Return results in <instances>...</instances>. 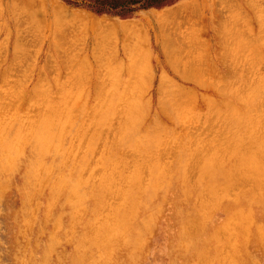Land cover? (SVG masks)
<instances>
[{"label":"rangeland","instance_id":"rangeland-1","mask_svg":"<svg viewBox=\"0 0 264 264\" xmlns=\"http://www.w3.org/2000/svg\"><path fill=\"white\" fill-rule=\"evenodd\" d=\"M0 48V264H264V0H0Z\"/></svg>","mask_w":264,"mask_h":264},{"label":"bare ground","instance_id":"bare-ground-1","mask_svg":"<svg viewBox=\"0 0 264 264\" xmlns=\"http://www.w3.org/2000/svg\"><path fill=\"white\" fill-rule=\"evenodd\" d=\"M59 8H60V7H59ZM55 9L57 10L58 7L55 8ZM56 13H57V12H56ZM54 15H55V14H54ZM31 22H32V21H31ZM35 22H36V21H35ZM125 22H126V21H125ZM29 23H30V22H29ZM123 23H124V22H123ZM20 24H22V23H20ZM34 24H35V23H34ZM125 25H126V23H125ZM40 26H41V25H40ZM117 26H118V25H117ZM121 26H122V25H121ZM123 26H124V25H123ZM31 27H33V26H31ZM18 28H19V27H18ZM122 28H123V27H121V29H122ZM31 29H32V28H31ZM34 29H35V28H34ZM40 29H41V28H40ZM134 30H135V29H134ZM18 31H19V29H18ZM27 31H28V28H27ZM138 32H139V31H138ZM56 33H57V32H56ZM20 34H21V32H20ZM53 36H54V35H53ZM61 36H62V35H61ZM54 38H55V36H54ZM17 40H18V39H17ZM23 40H24V38H23ZM54 40H56V39H54ZM19 41H20V40H19ZM56 41H57V40H56ZM65 44H66V43H65ZM2 45H4V44H2ZM66 46H68V45L66 44ZM67 48H68V47H67ZM1 49H2V48H0V50H1ZM3 49H4V48H3ZM58 49H59V48H58ZM4 50H5V49H4ZM21 50H22V49H21ZM54 51H56V50H54ZM58 51H59V50H58ZM18 52H19V49H18ZM18 52H16V53H18ZM22 52H23V51H22ZM11 53H12V52H11ZM55 53H56V52H55ZM4 54H5V53H4ZM12 54H15V53H12ZM57 54H58V52H57ZM59 54H60V53H59ZM29 55H30V54H29ZM69 55H70V54H69ZM14 56H15V55H14ZM24 56H25V55H24ZM65 56H66V54H65ZM61 57H62V56H61ZM68 57H69V56H68ZM70 57H71V55H70ZM70 57H69V58H70ZM25 58H26V57H25ZM25 58H24V59H25ZM65 58H67V57H65ZM69 58H68V59H69ZM21 59H22V58H21ZM58 59H59V58H58ZM15 60H16V58H15ZM17 60H18V59H17ZM22 60H23V59H22ZM25 60H26V59H25ZM28 60H29V59H28ZM16 62H19V61H16ZM22 62H23V61H22ZM66 62L69 63L68 61H66ZM26 63H27V62H26ZM71 63H72V62H71ZM27 64H28V63H27ZM194 64H195V63H194ZM196 64H197V63H196ZM196 64H195V65H196ZM255 64H256V63H255ZM28 65H29V64H28ZM263 65H264V64H263ZM12 66H13V65H12ZM23 66H24V64H23ZM29 66H30V65H29ZM197 66H198V65H197ZM17 67H18V66H17ZM30 67H31V66H30ZM30 67H29V68H30ZM14 68H15V67H14ZM22 68H23V67H22ZM22 68H20V69H22ZM195 68H196V67H195ZM197 68H198V67H197ZM248 68H249V67H248ZM15 69H16V68H15ZM193 70H194V69H193ZM23 71H24V70H23ZM76 71H77V70H76ZM197 71H198V70H197ZM197 71H196V72H197ZM24 72H25V71H24ZM196 72H195V74H196ZM25 73H26V72H25ZM25 73H24V75H25ZM190 73H191V71H190ZM19 74H20V73H19ZM193 74H194V73H193ZM27 76H28V75H27ZM75 76H76V75H75ZM79 76H80V75H79ZM20 77H21V76H20ZM38 77H39V76H38ZM70 77H71V76H70ZM77 77H78V76H77ZM20 79H21V78H20ZM54 79H55V78H54ZM80 79H81V78H80ZM263 79H264V78H263ZM21 80H22V79H21ZM253 80H254V79H253ZM115 82H116V80H115ZM245 82H246V81H245ZM114 84H115V83H114ZM138 84H139V83H138ZM232 84H233V83H232ZM21 86H22V85H21ZM126 86H127V85H126ZM232 86H233V85H232ZM12 88H13V87H12ZM123 88H124V87H123ZM137 88H138V87H137ZM217 88H218V87H217ZM245 88H246V87H245ZM43 89H44V87H43ZM133 89H134V88H133ZM243 89H244V88H243ZM103 90H105V89H103ZM131 90H132V89H131ZM138 90H139V88H138ZM57 91H58V90H57ZM61 91H62V90H61ZM103 92H104V91H103ZM127 92H128V91H127ZM243 92H244V90H243ZM7 93H8V92H7ZM16 93H17V92H16ZM77 93H78V89H77ZM123 93H124V92H123ZM130 93H131V92H130ZM135 93H136V91H135ZM9 94H10V93H9ZM13 94H14V93H13ZM36 94H37V93H36ZM70 94H71V93H70ZM121 94H122V93H121ZM237 94H238V93H237ZM240 94H241V93H240ZM16 95H17V94H16ZM19 95H20V94H19ZM19 95H17V96L20 98ZM32 95H33V94H32ZM37 95H38V94H37ZM126 95H128V94L126 93ZM185 95H186V93H185ZM14 96H15V95H14ZM22 96H23V95H22ZM76 96H77V94H76ZM191 96H192V95H191ZM242 96H243V95H242ZM4 97H5V96H4ZM15 97H16V96H15ZM44 97H45V96H44ZM44 97H43V98H44ZM98 97H99V96H98ZM106 97H107V95H106ZM128 97H129V95H128ZM243 97H244V96H243ZM253 97H255V96H253ZM76 98H77V97H76ZM107 98H108V97H107ZM183 98H184V97H183ZM193 98H194V97H193ZM55 99H56V98H55ZM70 99H71V98H70ZM134 99H135V98H134ZM244 99H245V97H244ZM17 100H18V99H17ZM96 100H97V99H96ZM101 100H102V99H101ZM120 100H121V99H120ZM99 101H100V100H99ZM124 101H125V100H124ZM12 102H14V101H12ZM48 102H49V101H48ZM65 102H67V101H65ZM100 102H101V101H100ZM105 102H106V101H105ZM122 102H123V101H122ZM126 102H127V101H126ZM98 103H99V102H98ZM257 103H258V101H257ZM49 104H50V103H49ZM70 104H71V103H70ZM123 104H124V103H123ZM126 104H127V103H126ZM206 104H207V103H206ZM71 105H72V104H71ZM71 105H70V106H71ZM103 105H104V103H103ZM183 105H184V104H183ZM70 106H69V107H70ZM122 106H123V105H122ZM210 106H211V105H210ZM229 106H230V105H229ZM71 107H72V106H71ZM124 107H125V106H124ZM127 107H128V106H127ZM101 108H102V107H101ZM114 108H115V106H114ZM189 108H190V107H189ZM227 108H228V106H227ZM56 109H57V108H56ZM68 109H69V108H68ZM68 109H67V110H68ZM124 109H125V108H124ZM219 109H220V108H219ZM116 110H117V109H116ZM127 110H129V108H128ZM255 110H256V109H255ZM51 111H52V110H51ZM68 111H69V110H68ZM186 111H188V110H186ZM190 111H191V110H190ZM237 111H238V109H237ZM252 111H253V109H252ZM259 111H260V110H259ZM259 111H256V112H257L258 114H260ZM261 111H262V110H261ZM97 112H98V111H97ZM188 112H189V111H188ZM233 112H234V111H233ZM238 112H239V111H238ZM256 112H255V113H256ZM44 113H45V112H44ZM63 113H64V112H63ZM186 113H187V112H186ZM239 113H240V112H239ZM247 113L249 114V112H247ZM117 114H118V113H117ZM245 114H246V113H245ZM258 114H257V115H258ZM42 115H43V113H42ZM50 115H51V114H50ZM94 115H95V114H94ZM122 115H123V114H122ZM127 115H128V114H127ZM246 115H247V114H246ZM246 115H245V116H246ZM249 115H250V114H249ZM257 115H256V116H257ZM61 116H62V115H61ZM96 116H97V115H96ZM115 116H117V115H115ZM237 116H238V115H237ZM263 116H264V115H263ZM263 116H262V117H263ZM44 117H45V116H44ZM93 117H94V116H93ZM113 117H114V116H113ZM238 117H239V116H238ZM247 117H248V120H249V119H250L249 116H247ZM262 117H261V119H264V118H262ZM114 118H117V117H114ZM114 118H113V119H114ZM239 118H240V117H239ZM245 118H246V117H245ZM89 119H90V118H89ZM119 119H120V118H119ZM123 119H124V118H123ZM241 119H242V118H241ZM251 119H252V118H251ZM253 119H254V118H253ZM253 119H252V121L250 120V124H251V122L254 123ZM256 119H257V118H256ZM59 120H60V119H59ZM66 120H67V119H66ZM108 120H109V119H108ZM110 120H111V119H110ZM193 120H194V119H193ZM34 121H35V120H34ZM37 121H38V120H37ZM258 121H259V120H258ZM66 122H67V121H66ZM93 122H94V121H93ZM227 122H228V121H227ZM51 123H52V122H51ZM190 123H191V122H190ZM190 123H189V124H190ZM253 123H252V125H254L256 122H255L254 124H253ZM257 123H259V125L261 126V127H260L261 129L264 128V125H263L264 122H263V124H260L261 122H257ZM116 124H117V123H116ZM179 124H180V123H179ZM189 124H188V125H189ZM239 124H241V121H240ZM7 125H8V123H7ZM65 125H66V124H65ZM92 125H93V124H92ZM229 125H230V124H229ZM229 125H228V126H229ZM247 125H248V124H247ZM255 125H256V124H255ZM259 125H258V126H259ZM89 126H90V125H89ZM116 126H117V125H116ZM116 126H115V127H116ZM225 126H226V125H225ZM262 126H263V127H262ZM21 127H22V126H21ZM92 127H93V126H92ZM209 127H211V126L209 125ZM98 128H99V127H98ZM185 128H186V126H185ZM211 128H212V127H211ZM246 128H247V127H246ZM62 129H63V128H62ZM105 129H106V128H105ZM116 129L118 130L117 127H116ZM186 129H187V128H186ZM239 129H240V128H239ZM261 129H260V131H261ZM56 130H57V129H56ZM66 130H67V129H66ZM77 130H78V129H77ZM97 130H98V129H97ZM114 130H115V129H114ZM126 130H127V129H126ZM188 130H189V129H188ZM213 130H214V129H213ZM63 131H64V130H63ZM121 131H123V130H121ZM169 131H170V130H169ZM185 131H186V130H185ZM185 131H184V132H185ZM209 131H210V130H209ZM258 131H259V128H258ZM31 132H32V131H31ZM77 132H78V131H77ZM79 132H80V131H79ZM97 132H98V131H97ZM103 132H104V131H103ZM184 132H183V133H184ZM189 132H190V131H189ZM189 132H188V133H189ZM225 132H226V131H225ZM245 132H248V130L245 131ZM86 133H87V132H86ZM186 133H187V132H186ZM190 133H191V132H190ZM210 133H211V132H210ZM210 133H208V134H210ZM223 133H224V132H223ZM251 133H252V132H251ZM257 133H258V132H257ZM101 134H102V131H101ZM108 134H110V133H108ZM253 134H254V133H253ZM253 134H252V135H253ZM261 134H262V135H261ZM261 134L258 133V136L260 135V136H261L260 140H263V138H264V134H263V132H262ZM43 135H44V132H42V133L40 134L41 137H42ZM76 135H77V134H76ZM80 135H81V134H80ZM87 135H88V134H87ZM95 135H96V134H95ZM103 135H104V134H103ZM116 135H117V134H116ZM185 135H186V134H185ZM189 135H190V134H189ZM239 135H240V134H239ZM245 135H246V133H245ZM38 136H39V135H38ZM106 136H107V135H106ZM170 136H171V135H170ZM178 136H180V135H178ZM178 136H177V137H178ZM190 136H191V135H190ZM192 136H193V135H192ZM195 136H196V135H195ZM262 136H263V138H262ZM207 137H208V136H207ZM243 137H244V136H243ZM70 138H71V137H70ZM100 138H101V137H100ZM167 138H168V137H167ZM191 138H193V137H191ZM196 138H197V137H196ZM203 138H204V137H203ZM209 138H212V137H209ZM253 138H254V137H253ZM257 138H258V137H257ZM257 138H255V139H257ZM19 139H21V138H19ZM40 139H41V138H40ZM60 139H61V137H60ZM212 139H213V138H212ZM218 139H219V138H218ZM227 139H229V137H228ZM241 139H242V138H241ZM251 139H252V138L250 137V140H251ZM258 139H259V138H258ZM258 139H257V141H260V140H258ZM101 140H102V139H101ZM104 140H105V139H104ZM199 140H200V139H199ZM210 140H211V139H210ZM214 140H215V139H214ZM216 140H217V139H216ZM219 140H220V139H219ZM219 140H218V142H219ZM243 140H244V138H243ZM252 140H253V139H252ZM25 141H26V140H25ZM113 141H114V140H113ZM113 141H112V142H113ZM165 141H166V140H165ZM203 141H204V140H203ZM231 141H232V140H231ZM238 141H239V140H238ZM254 141H255V140H254ZM22 142H23V141H22ZM100 142H101V141H100ZM108 142H110V141L108 140ZM136 142H137V141H136ZM166 142H167V141H166ZM191 142H192V140H191ZM208 142H209V141H208ZM221 142H222V141H221ZM260 142H263V143H264V140H263V141H260ZM60 143H61V142H60ZM81 143H82V142H80V145L82 146ZM161 143H163V142H161ZM175 143H176V142H175ZM203 143H204V142H203ZM215 143H217V142H215ZM223 143H224V142H223ZM230 143H231V142H230ZM246 143H247V142H246ZM250 143H251V142H250ZM253 143L255 144V142H253ZM23 144H24V143H23ZM50 144H51V143H50ZM74 144H75V143H74ZM107 144H108V143H107ZM206 144H207V143H206ZM231 144H233V143H231ZM241 144H242V143H241ZM243 144H244V142H243ZM258 144H259V142H258ZM162 145H163V144H162ZM246 145H247V144H246ZM18 146H19V145H18ZM50 146H51V145H50ZM83 146H84V145H83ZM174 146H175V144H174ZM198 146H199V145H198ZM200 146H201V144H200ZM242 146H243V145H242ZM249 146H250V145H249ZM251 146H252V145H251ZM7 147H8V145H7ZM72 147H73V144H72ZM99 147H100V146H99ZM137 147H138V146H137ZM163 147H164V146H163ZM234 147H235V144H234ZM239 147H240V146H239ZM252 147H253V146H252ZM262 147H263V149H261V150L264 151V146H262ZM20 148H21V147H20ZM95 148H96V147H95ZM205 148H206V147H205ZM209 148H210V146H209ZM226 148H227V146H226ZM226 148H225V146H224L223 149H226ZM253 148H255V146H254ZM253 148H248V150H247V152H248V151H250L249 149H251L252 154L249 153V154H251L250 156H253V153H256V150H254ZM260 148H261V145H260ZM72 149H73V148H72ZM80 149H81V148H80ZM97 149H98V148H97ZM173 149H175V147H174ZM197 149H198V148H197ZM221 149H222V148H221ZM246 149H247V148H246ZM252 149H253L255 152L252 151ZM255 149H257V146H256ZM258 149H259V148H258ZM18 150H19V148H18ZM67 150H68V148H67ZM90 150H91V149H90ZM107 150H108V148H107ZM167 150H168V149H166V152H167ZM204 150H206V149H204ZM241 150H243L242 153H240ZM58 151H59V150H58ZM58 151H57V152H58ZM79 151H80V150H79ZM99 151H100V148H99ZM170 151H171V150H170ZM209 151H210V149H209ZM212 151H213V150H212ZM240 151L237 152V153H240L241 155H244V154L246 153V152L243 153V152L245 151V147H244V148H243V147L240 148ZM82 152H84V150H83ZM93 152H94V151H93ZM205 152H206V151H205ZM226 152H227V151H226ZM230 152H232V151L229 150V153H230ZM257 152H258V150H257ZM76 153H77V152H76ZM175 153H176V152H175ZM199 153H200V152H199ZM216 153H217V152H216ZM232 153H233V152H232ZM237 153H236V154H237ZM260 153H261V151H260V149H259V154H260ZM103 154H104V153H103ZM134 154H135V153H134ZM164 154H166V153H164ZM172 154H173V153H172ZM214 154H215V153H214ZM263 154H264V153H262V155H263ZM64 155H65V154H64ZM191 155H192V154H191ZM205 155H206V154H205ZM223 155H225V154H223ZM234 155H235V153H234ZM237 155H238V154H237ZM262 155H260V157L263 158V159H262V161H263V160H264V155H263V156H262ZM67 156H68V155H67ZM105 156H106V155H105ZM134 156H135V155H134ZM134 156H132V157H134ZM142 156H143V155H142ZM160 156H161V155H160ZM170 156H172V155H170ZM227 156H228V154H227ZM255 156H257V157H256V158H257L256 160H259V159H260V157H259V159H258V154H257V153L255 154ZM63 157H64V156H63ZM70 157H71V156H70ZM129 157H130V156H129ZM137 157H138V155H137ZM156 157H157V156H156ZM166 157H167V156H166ZM168 157H169V156H168ZM214 157H216V156H214ZM222 157H223V156H222ZM222 157L220 156V159H221ZM246 157H247V156H246ZM66 158H67V157H66ZM225 158H226V157H225ZM227 158H229V157H227ZM236 158H237V157H236ZM243 158H244V157H243ZM253 158H254V157H253ZM117 159H118V157H117ZM117 159H116V160H117ZM191 159H192V158H191ZM216 159H218V158H216ZM239 159H241V158H239ZM248 159L250 160V158H248ZM147 160H148V159H147ZM201 160H202V159H201ZM214 160H215V159H214ZM223 160H224V159H223ZM226 160H227V159H226ZM249 160H247V161L249 162V163H247V166L249 165V167H250V166L252 167V164L255 165V162H257V161L255 160L254 162H251V163H250ZM260 160H261V159H260ZM260 160H259V161H260ZM93 161H94V160H93ZM148 161H149V160H148ZM150 161H151V160H150ZM232 161H233V160H232ZM242 161H243V159H242ZM242 161H241V162H242ZM262 161H261V162H262ZM165 162H166V161H165ZM167 162H168V161H167ZM170 162H171V161H170ZM194 162H195V161H194ZM199 162H200V161H199ZM241 162H239V163H241ZM245 162H246V161H244V165H246ZM98 163H99V162H98ZM190 163H191V161H190ZM222 163H224V162L222 161ZM237 163H238V162H237ZM259 163H260V162H259ZM199 164H201V162H200ZM242 164H243V163H242ZM261 164H262V163H261ZM114 165H115V164H114ZM119 165H120V164H119ZM135 165H137V164H135ZM146 165H147V164H146ZM235 165H236V164H235ZM140 166H141V165H140ZM142 166H143V165H142ZM201 166H202V165H201ZM237 166H238V165H237ZM247 166H246V167H247ZM92 167H93V166H92ZM96 167H97V166H96ZM148 167H149V166H148ZM151 167H152V166H151ZM215 167H216V165H215ZM246 167H244V169H245ZM263 167H264V163L262 164V168H263ZM87 168H88V167H87ZM134 168H136L135 170L138 169L137 167H134ZM157 168H158V167H157ZM70 169H71V168H70ZM115 169H116V168H115ZM127 169H128V168H127ZM149 169H150V168H149ZM151 169H152V168H151ZM241 169H242V168H241ZM244 169H243V170H244ZM259 169H260V168H258V170H259ZM87 170H88V169H87ZM102 170H103V169H102ZM141 170H143V169L141 168ZM141 170L139 171L140 173H142ZM261 170H262V169H261ZM131 171H132V170H131ZM133 171H134V170H133ZM133 171H132V172H133ZM147 171H148V170H147ZM147 171H146V172H147ZM234 171H235V170H234ZM263 171H264V170H263ZM94 172H95V171H94ZM99 172H100V171H99ZM116 172H117V171H116ZM116 172H115V173H116ZM231 172H232V171H231ZM231 172H230V173H231ZM248 172H249V171H248ZM133 173L135 174V171H134ZM187 173H188V172H187ZM38 174H39V172H38ZM48 174H49V173H48ZM104 174H105V173H104ZM134 174H133V175H134ZM143 174L145 175L146 173H143ZM247 174H248V173H247ZM92 175H93V174H92ZM94 175H95V174H94ZM157 175H158V174H157ZM122 176H123V173H122ZM130 176H131V175H130ZM145 176H146V175H145ZM147 176H148V175H147ZM147 176H146V177H147ZM183 176H184V175H183ZM250 176H251V175H250ZM250 176H249V178H250ZM263 176H264V175H263ZM94 177H95V176H94ZM114 177H115V176H113V178H114ZM131 177H135V176H131ZM243 177H244V176H243ZM245 177H246V176H245ZM247 177H248V175H247ZM251 177H252V176H251ZM256 177H257V176H256ZM89 178H92V177H89ZM109 178H110V177H109ZM111 178H112V176H111ZM122 178H123V177H122ZM135 178H136V177H135ZM141 178H142V177H141ZM192 178H193V177H192ZM252 178H253V177H252ZM45 179H46V178H45ZM79 179L81 180V177H79ZM125 179H126V178H125ZM125 179L123 178V180H125ZM241 179H242V178H241ZM250 179H251V178H250ZM259 179H260V178H259ZM114 180H115V179H114ZM116 180H117V178H116ZM118 180H119V179H118ZM123 180H121V181H123ZM144 180H145V179H144ZM246 180H247V179H246ZM96 181H97V180H96ZM135 181H136V180H135ZM140 181H141V179H140ZM79 182H80V181H79ZM115 182H116V181H115ZM143 182H144V181H143ZM240 182H241V181H239V183H240ZM250 182H251V181H250ZM250 182H249V183H250ZM100 183H101V182H100ZM111 183H112V182H111ZM119 183H120V182H119ZM124 183H125V181H124ZM126 183H127V181H126ZM155 183H156V182H155ZM159 183H160V181H159ZM167 183H169V182H167ZM244 183H245V182H244ZM160 184H161V183H160ZM260 184H262L261 179H260ZM151 185H154V184L151 183ZM158 185H159V184H158ZM227 185H228V184H227ZM61 186H62V184H61ZM107 186H110V185L107 184ZM114 186H115V185H114ZM122 186H123V185H122ZM126 186H127V184H126ZM136 186H137V185H136ZM144 186H145V185H144ZM144 186H143V187H144ZM261 186H262V185H261ZM111 187H112V185H111ZM139 187H142V186H139ZM145 187H146V186H145ZM157 187H159V186H157ZM226 187H227V186H226ZM256 187H257V185H256ZM221 188H222V187H221ZM260 188H261V187H260ZM103 189H105V188H103ZM110 189H111V188H110ZM110 189H109V190H110ZM121 189H122V188H121ZM123 189H125L124 186H123ZM139 189H140V188H139ZM203 189H204V188H203ZM216 189H217V188H216ZM218 189H219V188H218ZM223 189H224V188H223ZM236 189H238V188H236ZM106 190H107V189H106ZM113 190H114V189H113ZM232 190H234V189H232ZM202 191H203V190H202ZM218 191H219V190H218ZM101 192H102V191H101ZM103 192H104V191H103ZM109 192H112V191H109ZM125 192H126V191H125ZM141 192H142V191H141ZM214 192H215V191H214ZM256 192H257V191H256ZM104 193H105V192H104ZM123 193H124V192H123ZM123 193H122V194H123ZM126 193H127V192H126ZM129 193H130V192H129ZM137 193H138V192H137ZM227 193H228V192H227ZM108 194H109V193H108ZM113 194H114V193H113ZM117 194H118V193H117ZM104 195H105V194H104ZM119 195H120V197H121V194H119ZM112 196H113V195H112ZM211 196H212V195H211ZM74 197H76V196H73V198H74ZM108 197H110V196H108ZM113 197H114V196H113ZM115 197H116V196H115ZM137 197H138V196H137ZM137 197H136V198H137ZM104 199H105V197H104ZM110 199H111V198H110ZM138 199H139V198H138ZM138 199H137V200H138ZM235 199H236V198H235ZM107 200H109V199H107ZM107 200H106V201H107ZM113 200H114V199H113ZM122 200H123V199H122ZM137 200H136V202H137ZM110 202H112V201L110 200ZM114 202H115V201H114ZM120 202H121V201H120ZM107 203H108V202H107ZM121 203H122V202H121ZM113 204H114V203H113ZM118 204H119V203H118ZM101 206H102V205H101ZM116 206H118V205H116ZM113 208H114V207H113ZM133 208H134V207H133ZM84 210H85V209H84ZM114 210H116V209H114ZM78 211H79V210H78ZM80 212H81V211H80ZM97 212H98V211H97ZM99 212H100V210H99ZM103 212H104V211H103ZM101 214H102V213H101ZM233 215H234V214H233ZM248 215H249V214H248ZM108 216H109V215H108ZM103 217H104V216H103ZM92 218H93V217H92ZM101 218H102V217H101ZM101 218H100V219H101ZM104 219H105V218H104ZM112 219H113V218H111V220H112ZM129 219H131V218L129 217ZM232 219L235 220V218H232ZM244 219H245V217H244ZM101 220H102V219H101ZM234 220H233V221H234ZM250 220H251V219H250ZM231 223H232V222H231ZM247 223H248V222H247ZM94 224H96V222H95ZM228 224H229V223H228ZM229 225H232V224H229ZM233 225H234V224H233ZM244 225H245V224H244ZM109 227H110V226H109ZM109 227H108V228H109ZM94 228H95V227H94ZM123 228H124V227H123ZM187 228H188V227H187ZM225 228H226V227H225ZM109 229H110V228H109ZM124 229H125V228H124ZM189 229H190V228H189ZM191 230H192V229H191ZM193 230H194V229H193ZM226 230H227V229H226ZM258 230H260L259 227H258ZM221 231H222V230H221ZM223 231H224V230H223ZM223 231H222V232H223ZM242 231H243V230H242ZM228 232H229V231H227V233H228ZM245 234H246V233H245ZM225 235H226V234H225ZM257 235H258V234H257ZM232 238L234 239V237H232ZM105 239H106V238H105ZM228 240H229V239H228ZM244 240H245V239H244ZM102 243H103V242H102ZM227 244H228V243H227ZM232 244H233V243H232ZM227 246H228V245H227ZM223 249H224V248H223ZM232 249H234V248H232ZM231 251H232V250H231ZM223 253H224V252H223ZM224 254H225V253H224ZM222 255H223V254H222ZM224 256H225V255H224Z\"/></svg>","mask_w":264,"mask_h":264}]
</instances>
